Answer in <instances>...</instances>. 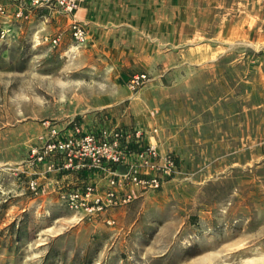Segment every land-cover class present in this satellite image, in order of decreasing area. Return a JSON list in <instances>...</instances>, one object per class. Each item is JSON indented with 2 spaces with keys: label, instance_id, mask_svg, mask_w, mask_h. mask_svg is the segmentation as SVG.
I'll return each instance as SVG.
<instances>
[{
  "label": "rangeland",
  "instance_id": "1",
  "mask_svg": "<svg viewBox=\"0 0 264 264\" xmlns=\"http://www.w3.org/2000/svg\"><path fill=\"white\" fill-rule=\"evenodd\" d=\"M79 5L0 0V264H264V3L193 0L176 45L130 66L149 76L128 89L176 172L108 212L111 224L79 219L31 163L50 125L110 97L96 91L114 70L71 38Z\"/></svg>",
  "mask_w": 264,
  "mask_h": 264
},
{
  "label": "built area",
  "instance_id": "2",
  "mask_svg": "<svg viewBox=\"0 0 264 264\" xmlns=\"http://www.w3.org/2000/svg\"><path fill=\"white\" fill-rule=\"evenodd\" d=\"M12 1L36 4L45 0ZM80 1L55 0V4L71 13ZM261 1L264 3V0ZM0 12H5L2 6ZM15 15L22 17V10L18 8ZM70 31L74 43L82 44L87 40V28L81 20L73 17ZM57 40L58 37L53 38L54 42ZM148 80L147 73H135L128 79L127 87L135 91ZM104 118L105 113L99 112L94 115L93 125L86 126L82 118L71 120L62 128L52 124L47 134L41 136V150H37V147L32 150L31 163L42 161L44 173L86 170L106 178L105 187L90 177L74 185L57 186L61 202L88 220L106 215L141 194L161 189L166 178L176 172V162L170 152L160 153L157 148L156 126L152 127L146 139L143 130L134 125H100ZM46 123L49 125L48 121ZM121 166L123 168L119 169ZM29 185L35 189L37 180L32 178ZM105 221L109 224L114 222L111 217H106Z\"/></svg>",
  "mask_w": 264,
  "mask_h": 264
},
{
  "label": "crops",
  "instance_id": "3",
  "mask_svg": "<svg viewBox=\"0 0 264 264\" xmlns=\"http://www.w3.org/2000/svg\"><path fill=\"white\" fill-rule=\"evenodd\" d=\"M184 6L186 11H183ZM192 7L193 0L80 1L76 14L79 20L86 23L87 45L100 52L103 65L114 70L113 73H107L108 79H111L107 89L101 88L96 91L97 94L110 97L98 99L94 104L88 105L90 113L83 114L81 117L86 126L93 125L94 115L103 112L105 118L100 122V125L106 127L134 125L141 128L145 133V138L148 139L154 124L151 118V128L147 129L149 120L141 118L138 108L140 102H137L136 99L139 91L133 93L126 85L132 75L129 73L132 71L130 66L138 67L142 64L152 63L153 57H157L158 54L155 52L153 55V50L148 53L146 48L175 46L178 40V31L188 30L186 25L178 27L177 16L183 13L188 15V8ZM262 9H264V5H262ZM138 46H142V48L139 49ZM170 50L171 48H169ZM170 54L172 53L170 52ZM142 104L144 106V102ZM149 141H151L150 138ZM156 142L160 153L167 152L166 147L161 145L159 132ZM168 151H172V148L170 147ZM122 168V166L119 167V169ZM35 172L37 171H33V173ZM48 176L42 178V181L51 190L55 189L53 186L57 187L58 184L74 185L77 182L88 180L89 177L96 180L101 187H105L106 184L104 176L95 172L88 173L86 170L53 171ZM124 206L125 204L119 208ZM77 216L79 219L84 218L80 213ZM107 216L114 217V213H109ZM105 217L106 215L103 214L92 221H105Z\"/></svg>",
  "mask_w": 264,
  "mask_h": 264
}]
</instances>
